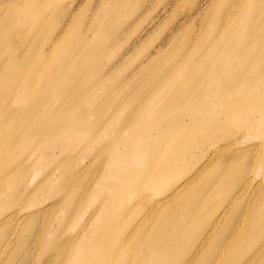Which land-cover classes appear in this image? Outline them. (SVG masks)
<instances>
[{"label": "bare ground", "instance_id": "1", "mask_svg": "<svg viewBox=\"0 0 264 264\" xmlns=\"http://www.w3.org/2000/svg\"><path fill=\"white\" fill-rule=\"evenodd\" d=\"M152 1L131 0L133 14H137L133 18L140 15ZM128 5L129 1L126 0L118 9L108 7L106 14L101 18L103 20L93 18L89 22L88 19L82 22V31L78 33L83 40L79 38V42L82 44L85 40L87 42L88 29L103 31L106 35V40L99 43L97 48H103L111 40L121 37V32L129 25V19H120L116 16L120 9L127 11ZM197 5L199 4L193 0L189 13L193 12L191 10L197 9ZM215 7L216 3L212 0L204 16L200 11H196L191 17H189L190 14H186L185 18L179 22L178 27L180 31L184 32V36L173 40L175 34L173 31L167 40L160 37L162 39L160 40L163 41L162 44L155 50H150L145 57L151 59L152 57H149L151 51L160 55L164 50L175 48L167 56L174 63L168 66L165 73L166 79L160 80V87L167 83L171 92L179 90V94L177 93L179 101L192 98L198 105H203L200 98L209 86L200 83L198 77L202 72H205L203 75L205 79L211 75L221 77L215 78L216 82L230 89V92L229 95L221 96L216 104L225 105L231 119L242 122V127L251 137L264 138V129L258 127L264 125V96L254 94L253 86L249 82L243 83L244 98L252 96V99H256L252 103L255 101L261 103L256 116L252 114L245 119L242 118L244 105L229 99L230 95L238 88L237 83L246 78L244 74L231 71L233 62L244 66L248 64L264 66V55L258 56V51L264 48V27L262 28L251 17L264 15V0L255 2L226 0L222 2L220 9ZM84 12H87V9ZM151 14L150 12L149 15ZM243 15L247 17L249 24L236 21V17ZM197 20L202 23L208 20L211 27L209 29L198 27ZM101 21L105 22L103 28ZM153 21L152 16L147 23H153ZM187 21L192 22L191 27H183ZM232 30H237L240 33L239 47L224 51L220 48V38L224 35L225 39L228 38L232 34L228 33ZM250 32L259 34L258 39L257 37L251 38L253 43L244 41ZM208 33L212 34L206 39L208 40L206 47L200 52H194V48L202 44L201 42ZM50 41L53 42V39ZM85 49L88 51V47L85 48L84 44ZM207 53L219 55L220 62H216L211 68L204 65L202 57ZM23 58H27V56H23ZM229 63H231L230 66ZM188 65L199 67L201 71L190 70L187 72L186 77L192 79H171L172 76L169 74L177 70H185ZM113 67L114 63L111 61L97 68L99 77L107 76L117 80L118 77L112 76ZM23 69L19 68V71L21 72ZM249 74L253 77H260V74L254 70H249ZM126 75L128 74H123V77ZM26 81L31 86H34L35 82L37 83L33 77H28ZM258 88L264 90V79L263 84ZM84 91V89L73 86L71 94L77 96ZM108 91L109 89L104 92ZM137 99L138 96H129L121 102L108 101L104 105H97L100 112L108 109L107 116L103 119L106 124H100L97 129L101 127L105 131L114 123L113 109L126 110V112L129 111L128 115L121 122L114 124V128L118 131L121 129L132 130L133 128V134L140 136L134 137L132 134L129 142L119 144V142L116 143L115 136L117 135L111 137L106 134L104 144L97 150L103 157L104 174L111 175L114 173L112 169L118 170L123 162L121 158L123 151L128 152L132 161L141 159L143 156L147 158L146 162L141 165L142 169L128 178L129 181L125 180L131 186L135 185L139 193L129 203L124 204L130 215L124 216L123 220L126 221V224L131 225V228L122 230V232L119 228L114 232H108L106 229L109 225L114 224L111 217L107 215L108 210L84 206L85 200L87 201L91 197H99L102 204L112 206L116 198L112 193L107 194V191L122 186V174L117 176L118 179L114 183L102 187L101 182L96 183L94 177L89 180L88 177H82L84 168L81 167L78 171L77 165H62V160L66 157L88 156V153H91L88 147L81 148L75 147V145L78 142V135L95 128L94 122H90L87 126H83L78 121L68 124L59 117L63 111V107L60 106L57 110L52 109L46 112L37 110L31 119L30 116H26V119L29 120L28 123L20 125L16 124L17 121L21 122L18 115H15L16 120L14 121L3 120L6 114L0 109V123L6 124V129L3 130L0 127V148H6L0 154V264H213L212 254L222 246V241L228 240L232 241H228L227 246L238 244L242 246L241 253L244 250L239 264H264V224L254 232L251 222L255 216H258L256 218L258 219L264 214V191H262L264 182L253 178L246 180L248 171L242 165L243 160H239L238 155L221 158V147L215 142H210L213 149L208 158L196 161L190 160L191 156H189V158H183L181 163L176 161L177 164H175L174 159L173 162L170 159L175 157V153L172 154L170 150L161 151V137L148 138L162 118L156 119L150 116L146 104L137 102ZM38 102L39 100L34 99L28 103L36 104ZM131 103L136 104L132 107L129 106ZM212 104L214 103H206V107ZM168 108L169 101H163L160 109L164 111ZM177 108L178 106L172 110ZM35 119L37 121L34 122ZM194 123H200V118H196ZM138 126L139 129L136 130ZM141 138H143L142 142ZM162 139L165 141L164 138ZM199 150L203 151L202 148ZM57 151L59 156L54 161H49ZM162 153H164L163 156ZM9 155L14 158L11 165L9 162L7 163ZM213 160L212 167L205 169L207 163ZM182 164H184L183 167L180 166ZM72 167H77L76 171H72ZM258 167L264 172L262 159H260ZM45 169L46 172L40 181L34 182L29 178L31 170L42 171ZM127 169H131L130 166L124 169L122 165V172ZM18 174L22 175L23 179L14 181L13 177ZM54 177L56 181L53 180ZM171 179H175V181L170 182ZM196 179L201 192V200L196 209L182 212L180 203L169 209L164 208L172 198L191 190L190 184ZM166 184L169 186L165 187ZM71 186H78V189L73 191ZM44 187L51 189L45 192ZM145 187L150 194L153 192L156 194L155 196L157 194L159 196L154 197L151 194L153 197L149 198L150 194L143 189ZM213 194L218 195L217 200L210 198V202L206 204V197ZM39 195L38 201H35V197ZM185 197L188 200L190 195ZM246 198H249L247 200L249 203L247 219L238 215L241 204ZM238 202H241L239 207ZM204 204L207 207L204 212H201V206ZM17 206L26 208L22 209ZM159 208L164 209L157 213ZM153 214L158 215L156 220L159 227L154 230V234L146 236L142 231L136 232L138 227ZM36 215L40 219L41 216H49L48 226L45 228L40 226L35 229ZM236 219L239 220V224H235ZM167 220H183V223L179 227L169 228L168 233L160 232L162 224ZM245 220L249 222L247 225L244 223ZM78 222L80 224H77ZM243 224L246 227L241 229ZM238 228L241 230H237ZM87 229L88 234H86ZM63 230L69 232L63 235ZM92 230L94 234L90 236ZM229 231L238 232L230 237ZM217 232H222L224 239L219 241L216 238L208 243V239ZM134 234L149 241L152 238L159 239L162 247L157 249L154 247L155 245L149 243L144 252L140 253L139 251L138 254H131L124 246ZM41 242L44 243L45 251L49 250L47 254L44 251L39 254ZM186 246L191 249L190 254L185 251ZM173 251L175 256L170 257L168 263L165 262L167 257L165 254ZM196 256L200 257L196 260ZM227 257L222 254L221 260L214 264H233L239 255L226 261Z\"/></svg>", "mask_w": 264, "mask_h": 264}, {"label": "rangeland", "instance_id": "2", "mask_svg": "<svg viewBox=\"0 0 264 264\" xmlns=\"http://www.w3.org/2000/svg\"><path fill=\"white\" fill-rule=\"evenodd\" d=\"M125 1L0 0V109L6 114L3 120L14 121L16 120L15 115H18L21 122L18 123L17 121L16 124L24 125L29 122L26 116H30L31 119L37 110L46 112L52 109L57 110L58 107L62 106L63 111L59 114V117L64 122L71 124L74 121H78L83 126L94 122L95 128L78 135V142L75 145V147L81 148L88 147L91 153H88V156L66 157L62 160V165H77L79 167L78 171H80L81 167L84 168V171L82 170V177H88V180L94 177L95 182H101L102 187L108 186L109 183H114L118 179L117 176L122 174V186L119 188L114 187L112 188L113 190L107 191V194L112 193L113 197L116 198L112 206L102 204L99 197H91L84 202L86 208L98 207L99 209L108 210L107 215L111 217L114 223L106 228L108 232H114L118 228L122 232V230L131 228V225L126 224V221L123 220L124 216L130 215L127 206L124 204L129 203L139 192L136 190L135 185L131 186L125 180L129 181L127 180L128 178L137 174L142 169L141 165L147 159L143 156L141 159L132 161L128 152L123 151L121 154L123 162L118 170L112 169L114 173L111 175L104 174L102 165L103 157L101 156V152L97 150L104 144L106 134L111 137L117 135L115 136L117 139L116 143L119 142V144H122L130 141L134 131L133 128L132 130L121 129L120 131L114 128V124L121 122L129 113L126 110L114 109L112 111L114 123L105 131L101 127L97 129L100 124H106L103 122V119L107 116L106 111L108 110L100 112L97 109V105H104L108 101L121 102L129 96H138L137 102L146 104V109H148L150 116L156 119L162 118V121H158V125L153 129L148 138L161 137V151L164 150L163 152H165L170 150L172 154L175 153V157L170 158L172 162L174 159L175 164H177L176 161L181 163L183 158H189V156H191L190 160L196 161H200L205 157L208 158V155L213 149L210 142H215L216 145L219 144L218 146L221 147V158H231L238 155V159L243 160L242 165L248 171L246 180L253 178L254 180L264 182V172L258 167L260 159L264 161V138L251 137L246 129L242 127V122L231 119V115L227 114L225 105L220 106L216 104L221 96L229 95L230 92V89L216 82L215 78L221 77L211 75L205 79L203 78L205 72H202L198 77L200 83L209 86L205 94L200 98L203 105H198L192 98L186 101H179V90L171 92V88L167 83L160 87V80L166 79L165 73L168 66L174 63L167 56L175 48L164 50L163 54L160 55L151 51L149 57L152 58L145 57L150 50H155L157 46L162 44V37L167 40L173 31L175 33L173 40L180 36L183 37L184 32L178 28L180 25L179 22L185 18L186 14H190L189 17H191L196 11L203 12L202 15L204 16L212 0H195L196 4L199 5L196 6L197 9L191 10L193 11L191 13H189V10L193 0H153L135 18L133 17L137 14H133L131 0H128L129 9L127 11L120 9L116 16L120 19H129V25L121 32V37L111 40L103 48H97L99 43L106 40V35L103 31L88 29L87 42L86 40L83 44L79 42L80 34L78 32L81 33L82 31V22L87 19L89 22L93 18L103 20L101 18L106 14L108 7L118 9ZM224 1L226 0H214L216 3L215 8L220 9ZM249 1L255 2L257 0ZM85 9H87V12H84ZM150 12L152 13L151 15H149ZM152 16L154 18L153 23H147L148 19ZM251 17L262 28L264 27V15H254ZM235 19L239 23L249 24L245 15L236 17ZM100 23L103 28L105 22L101 21ZM204 23L207 24L205 25ZM204 23L199 20L196 21L198 27H206L208 29L211 27V23L208 20ZM185 26L191 27L192 22L187 21L183 27ZM230 33L232 34L228 38L225 39V35L220 38V48L224 51L239 47L240 41L238 38L240 37V33L237 30H232L228 34ZM211 34L208 33L205 35V39L201 42L202 44L197 45L194 48V52H200L206 47L208 44V40L206 39ZM246 36L248 40L245 38L244 41L253 43L251 38L257 37L258 39L259 34L258 32H250ZM51 39H53V42L50 41ZM80 40H83V38H80ZM84 44L85 48L88 47V51L86 49L84 50ZM261 55H264V48L258 51V56ZM23 56H27V58H23ZM111 61L114 63L112 76H116L118 79L114 80L113 77L107 76L100 78L97 68ZM216 62H220V56L214 53H207L202 57V63L209 68L214 66ZM228 65L230 66L231 63ZM19 68L24 69L20 72ZM190 70L201 71L199 67L188 65L185 70H177L169 74V76H172L171 79H192L186 77V73ZM249 70L258 72L260 77L251 76ZM231 71L233 73L244 74L246 78L237 83L238 88L230 95L229 99L244 105L243 119L252 114L256 116L261 103L257 101L252 103L256 100L254 98L252 99V96L244 98L243 83L249 82L253 86L254 94L264 96V90L258 88L263 84L264 66H258L257 64L244 66L233 62ZM125 73L128 75L123 77ZM28 77L35 78L38 84L35 82L34 86H31L26 81ZM73 86H77L85 91L74 96L71 94ZM107 89L109 91L105 93L104 91ZM34 99L39 100V102L36 104L28 103L29 101H34ZM163 101H169V108L164 111L160 109ZM211 102L214 104L206 107V103ZM136 103H131L129 106L133 107ZM176 106L178 108L172 110ZM193 108L197 109L193 111ZM196 118H200V123H194ZM0 127L4 130L6 129V124L1 122ZM258 127L264 129V125ZM138 129L139 126L136 130ZM133 135L134 137H140L137 134ZM127 138L129 140H126ZM140 141L142 142L143 138ZM199 148H202L203 151H200ZM4 149L6 148H0V154L4 152ZM57 154H59L58 151L49 161H54L59 156ZM161 155L163 156L164 153ZM11 157V155L8 156L7 163L9 162V165L14 160ZM213 164L214 160L209 161L205 169L212 167ZM122 165L124 169L128 166L131 169L122 172ZM183 165L180 166L183 167ZM76 168L72 167L71 170L76 171ZM45 172L46 169L42 171L31 170L29 178L34 182H38L42 179ZM21 179H23V176L20 174L13 177L14 181H20ZM53 180L56 181V178L54 177ZM174 181L175 179H171L170 182ZM197 183V179L194 180L190 184L191 190L175 196L164 208L169 209L170 207L176 206L177 203H180L182 204V212L184 210L191 211L196 209L201 200V192ZM168 186L169 184L165 185V187ZM77 187L71 186V189L76 191L78 189ZM49 189L51 188L44 187L45 192ZM143 189L149 193L146 187ZM151 194L154 197L159 196V194L155 196L156 194L153 192ZM151 194L149 198L153 197ZM186 195H190L188 200L185 199ZM39 197L40 195L35 197L36 199L34 200L38 201ZM210 198L217 200L218 195L213 194L212 196H207L206 204L210 202ZM248 199L246 198L242 204L238 202V207L241 204V210L238 215H241L243 218L246 217V219L248 214ZM183 202H185L184 205ZM206 204L201 206V212L205 211ZM19 208L24 209L26 207ZM164 208H159L156 212L158 213ZM157 217L158 215L153 214L138 227L136 232L142 231L146 236L154 234V230L159 228L156 220ZM257 217L255 216L251 220L254 232L258 231L264 224V214L256 219ZM49 218V216H41L40 219L36 215L34 228L36 229L40 226L45 228L48 226ZM116 219L117 224L115 223ZM182 221L167 220L162 224L160 232L168 233L169 228L181 226ZM244 223L247 225L249 222L245 220ZM77 224H80V222ZM235 224H239V220L236 219ZM245 224H243L241 229L246 227ZM230 231L228 233L231 234L230 237H233V234L238 232ZM63 232V235H65L69 231L63 230ZM86 234H88V229ZM93 234L94 231L92 230L90 236ZM219 234L221 235L218 237ZM134 235L124 246L131 254H138L139 251L140 253L144 252L149 243L155 245L154 247L157 249L162 247L159 239L152 238L149 241L148 239H142ZM216 238L222 241L224 234L222 232L215 233L208 239V243ZM228 241H222V246L212 254L213 264L221 260L222 254L228 256L226 261L239 255V258L233 264H239L241 262L242 255H244V250L241 253L242 246L238 244L227 246ZM242 245L244 246V243ZM43 251L45 254L49 252V250L45 251L44 243L41 242L39 245V254ZM185 251L189 254L191 253L189 246H186ZM165 255L167 256L165 262L168 263L169 258L175 256V252L173 251ZM198 257L200 256H196V260Z\"/></svg>", "mask_w": 264, "mask_h": 264}]
</instances>
